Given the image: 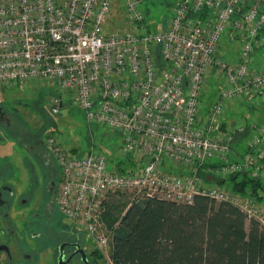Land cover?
Segmentation results:
<instances>
[{"label": "built area", "instance_id": "2783aa9c", "mask_svg": "<svg viewBox=\"0 0 264 264\" xmlns=\"http://www.w3.org/2000/svg\"><path fill=\"white\" fill-rule=\"evenodd\" d=\"M115 10L122 28L107 32ZM146 19L139 0H0V91L48 81L58 91L52 115L70 100L89 123L122 137V156L132 161L124 172L95 149L71 154L48 141L61 169L59 212L110 264L105 216L123 195L127 208L205 196L264 226L255 197L202 179L247 174L264 185V124L222 131L218 123L228 101L264 94V0H180L165 27L150 30ZM212 78L218 96L203 122ZM247 133L245 152L230 160Z\"/></svg>", "mask_w": 264, "mask_h": 264}, {"label": "trees", "instance_id": "16d2710c", "mask_svg": "<svg viewBox=\"0 0 264 264\" xmlns=\"http://www.w3.org/2000/svg\"><path fill=\"white\" fill-rule=\"evenodd\" d=\"M116 168L127 171L132 161L121 160ZM229 180L233 193L264 199L261 181L247 174ZM105 222L113 230L112 264H264V226L229 202L150 198L129 208L111 206Z\"/></svg>", "mask_w": 264, "mask_h": 264}, {"label": "rangeland", "instance_id": "374dc122", "mask_svg": "<svg viewBox=\"0 0 264 264\" xmlns=\"http://www.w3.org/2000/svg\"><path fill=\"white\" fill-rule=\"evenodd\" d=\"M179 1L139 0V8L147 18V27L150 30L165 27L173 16L174 8ZM120 14V11H114L106 29L107 32L122 28ZM258 63L259 65L264 64V58L260 57ZM219 85L220 82L216 81L215 78L210 79L205 85L201 113L203 122L207 121L209 111L217 100ZM57 95L58 91L55 86L48 81L28 83L20 87L0 91V105L9 110V117L15 127V131L13 129L8 131L0 125V151L3 153L11 151L10 153L14 156L16 167H19L22 171L27 163L35 164V159H33L31 154L35 156L39 151L26 149L25 145L31 143V139H33L29 140V134H33V137L36 139L40 138L47 144L50 139L54 138L60 146L71 154L73 150L77 154L85 155L91 149H95V151L106 158L110 165V170L113 168L117 169L116 165L119 161L128 159L122 156V137L107 127L89 123L84 113L72 101L67 100V107L62 109L59 115H52L53 97ZM15 108L19 115L15 114L13 110ZM225 117L229 126L253 122L264 124V94L255 97H245L237 101H228L225 113L218 118V123L220 124L222 120H225ZM11 133L15 135L14 141L8 135ZM246 135L252 136L253 134L247 133ZM20 141H22V144ZM51 153L53 155L52 150ZM124 167L129 168L130 166L125 164ZM59 171L61 174L60 168ZM179 172L184 173V170ZM210 178L207 174L202 179L206 182ZM114 202V206H121L128 202V198L123 195L120 198H116ZM55 208L54 220L57 222V226L69 224L70 222L59 212L57 204ZM70 225L69 227L79 231L84 238L86 237V243H91L83 231L78 229L76 225L71 223ZM101 254L103 255L102 263L110 264L107 256L103 253Z\"/></svg>", "mask_w": 264, "mask_h": 264}, {"label": "flooded vegetation", "instance_id": "af4514ba", "mask_svg": "<svg viewBox=\"0 0 264 264\" xmlns=\"http://www.w3.org/2000/svg\"><path fill=\"white\" fill-rule=\"evenodd\" d=\"M0 125L15 131L2 105ZM8 135L14 141L15 135ZM29 135L33 143L26 149L39 151L31 154L34 165L27 163L21 171L11 151H0V264H104L103 255L70 223L57 226L60 167L48 144Z\"/></svg>", "mask_w": 264, "mask_h": 264}, {"label": "crops", "instance_id": "0c3cea01", "mask_svg": "<svg viewBox=\"0 0 264 264\" xmlns=\"http://www.w3.org/2000/svg\"><path fill=\"white\" fill-rule=\"evenodd\" d=\"M226 120L227 118L225 117V120H222L221 124H222V131L225 130V128L227 126H229L227 123H226ZM252 137V136H248V135H243L241 137H239L236 141V145H235V154H233V156L230 158V160H233V161H237L241 158V155L245 152V145H246V142L247 140ZM210 178V177H209ZM216 180L211 177L209 181H206L205 184L208 185V186H212L214 184H220L222 187L228 189L231 191L232 189V181L228 179H225L224 181H216ZM264 196V195H263ZM259 203V205H261L263 208H264V199L262 201H257Z\"/></svg>", "mask_w": 264, "mask_h": 264}, {"label": "water", "instance_id": "95a60500", "mask_svg": "<svg viewBox=\"0 0 264 264\" xmlns=\"http://www.w3.org/2000/svg\"><path fill=\"white\" fill-rule=\"evenodd\" d=\"M66 107H63V109H65ZM4 115H6L5 113H4Z\"/></svg>", "mask_w": 264, "mask_h": 264}]
</instances>
